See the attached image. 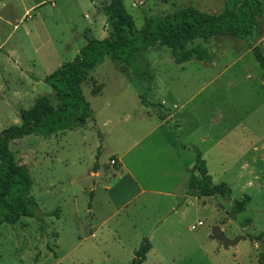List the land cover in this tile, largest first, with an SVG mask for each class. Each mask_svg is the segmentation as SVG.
<instances>
[{
    "label": "rangeland",
    "instance_id": "1",
    "mask_svg": "<svg viewBox=\"0 0 264 264\" xmlns=\"http://www.w3.org/2000/svg\"><path fill=\"white\" fill-rule=\"evenodd\" d=\"M38 1L0 0V132L21 123L20 112L40 96L56 104L45 77L73 60L78 46L104 37L101 33L109 30L107 16L99 11L110 0H45L32 7ZM123 1L140 30L148 16L185 7L218 13L227 0ZM258 19L259 26L249 37L215 36L191 44L207 46L213 53L211 61L178 64L171 49L161 45L139 52L136 65L154 76L151 81L137 78L125 61L107 55L84 87L94 112L85 126L49 138L32 134L13 140L16 159L30 169L31 193L44 213L46 228L42 230L36 217L0 224V264H130L150 235H154L152 249L141 264H260L264 258V70L252 47L260 44L264 50V0ZM34 31L43 42L62 50L50 56L46 48L35 47L30 36ZM171 111L182 120V142L195 146L182 158L185 166H194L196 150L201 151L213 181L231 187L229 196L202 200L196 187L188 185L187 203L168 213L170 206L182 201L172 191L185 180L184 166L174 167L173 155L162 148L176 139L166 124H159ZM169 121L173 127L180 124L176 118ZM127 149L124 163L134 168L153 194L108 218L115 212L106 186L113 184L117 172L111 156ZM244 195L251 197L246 210L232 216L235 200ZM55 209L58 215L46 214ZM160 214L165 219L154 227ZM106 219L111 220L104 224ZM217 225L229 238H246L226 246L213 235ZM91 227L96 229L94 236Z\"/></svg>",
    "mask_w": 264,
    "mask_h": 264
},
{
    "label": "trees",
    "instance_id": "2",
    "mask_svg": "<svg viewBox=\"0 0 264 264\" xmlns=\"http://www.w3.org/2000/svg\"><path fill=\"white\" fill-rule=\"evenodd\" d=\"M101 10L107 16L108 35L88 39L73 60L63 63L44 79L53 87L57 103L53 104L46 95L36 98L33 106L20 112L21 123L0 132V224L14 225L23 217H36L42 230L46 228L44 213L31 193L33 179L30 169L16 159L11 143L32 134L49 138L57 132L85 126L88 119L94 117V112L84 94V87L92 70L102 64L107 55L125 61L137 78L150 81L154 76L139 70L136 62L139 52L158 45L170 48L178 64L196 59L211 61L213 53L207 46L191 44L215 36L246 38L253 35L259 26L263 0H227L218 13L185 7L174 13L148 16L140 30L135 29V21L123 0H110ZM252 50L264 70L262 46L255 44ZM141 98L146 104L143 96ZM97 168L98 163L94 166L95 170ZM192 170L199 176L197 188L200 197L231 194L232 189L226 182L214 183L199 150H196ZM91 195L93 198L94 193ZM250 200L249 195L235 200L230 214L233 216L245 211ZM46 214L58 215V209ZM151 246L149 238L145 237L130 264H141ZM260 264H264V258Z\"/></svg>",
    "mask_w": 264,
    "mask_h": 264
},
{
    "label": "crops",
    "instance_id": "3",
    "mask_svg": "<svg viewBox=\"0 0 264 264\" xmlns=\"http://www.w3.org/2000/svg\"><path fill=\"white\" fill-rule=\"evenodd\" d=\"M45 0H40L36 3H34V5L32 7H39ZM35 9V8H34ZM99 12H102L99 11ZM30 15V14H29ZM36 15H33V18ZM101 35H103L104 37H106L108 35L102 32ZM30 36L32 38V43L34 44L35 47L40 46V48H46V53L51 55H56L57 52L59 50H62V48L59 46L58 48L52 44L50 41L46 40V43L42 41V39L40 38V35L37 34L35 31L33 33H30ZM102 37V38H104ZM78 50H76L78 53L80 51V49L83 46H78ZM164 102H166V100L164 99ZM177 104H174V107H176ZM178 107V106H177ZM171 118H176V120L180 121V124L176 127H173L171 125ZM160 125H164L166 124L165 129L167 130V132H171V134L173 135V139L175 136V140L173 141V143L171 144H166V146L163 147L164 144H162V148L166 149L168 151L169 154H171V156L173 157V164L174 167L176 168H181L183 167V172H181V177H183L185 180L180 181V183L178 185H176V188L174 189V191H172V193L176 196L175 198H183L181 202H178V205L175 206L176 203H174L173 206H170L169 211H176V209L180 206V205H184V203H187L186 201V193L188 192V188L187 186L190 185V188L193 186L194 189L196 187L197 190V195H198V188H197V184H198V180H199V176L197 174V172L192 170L193 165L191 164V167L189 166H185V164L182 161V158H184V156H186L185 154L189 151L190 148H194L195 146L190 145L189 142H182V136L179 134V132H181L183 130V123L182 120L178 119V117H176V112H172L171 111V115L166 118L165 120H161ZM104 139V137L102 138ZM146 139V136L143 138ZM139 140L138 142L135 143V145H139L140 142H142V140ZM129 152V149L125 150L124 152H122V154L120 155H112L111 157L116 161V174L114 175V181L112 185H108L107 190H109V192L107 193V200L109 202V204L112 206V209L114 210V214L110 215L108 218H114V216H117L118 214H120L122 211H126V210H130L131 206L133 204H136L139 202V200L141 198H146V197H150L149 194H153L152 190H148L146 189V187L140 182L137 173L135 172L134 168L132 166H129L128 164L124 163V156H126V154ZM191 172V173H189ZM100 175V171L97 170V172L95 173V178L96 180L98 179ZM213 177V176H212ZM215 181V180H214ZM215 183V182H214ZM95 192V191H94ZM168 194H171L170 192H164L165 196H168ZM96 194L94 193L93 199L96 198L95 196ZM203 197V196H201ZM209 197V196H206ZM200 199H206V198H200ZM177 201V200H176ZM141 204H143V202L141 201ZM147 205L144 203L142 206V209L146 210ZM167 213V212H166ZM159 216V215H158ZM157 221L154 223V227H157L158 223L161 222V220H164L165 217H163V214H160V218L156 216L155 218ZM111 219H106V221H104L103 223L105 224L106 222H108ZM102 227V226H101ZM96 229L94 227L90 228V233L92 236L95 235V231ZM116 232L113 233V235ZM152 233V232H151ZM118 234H115V236H117ZM154 235H150L149 240L151 242V239L153 238ZM152 245V242H151ZM152 249V246H151ZM150 249V250H151Z\"/></svg>",
    "mask_w": 264,
    "mask_h": 264
},
{
    "label": "water",
    "instance_id": "4",
    "mask_svg": "<svg viewBox=\"0 0 264 264\" xmlns=\"http://www.w3.org/2000/svg\"><path fill=\"white\" fill-rule=\"evenodd\" d=\"M213 235L217 240L222 241L223 244L226 246L236 245L239 243L240 240L246 238V236H244V235L237 236L236 238H229L225 235L224 231L222 230L221 226H219V225L215 226V228L213 230Z\"/></svg>",
    "mask_w": 264,
    "mask_h": 264
},
{
    "label": "built area",
    "instance_id": "5",
    "mask_svg": "<svg viewBox=\"0 0 264 264\" xmlns=\"http://www.w3.org/2000/svg\"><path fill=\"white\" fill-rule=\"evenodd\" d=\"M199 224H200V225H202V224H203V222L201 221V222H199ZM192 228H196V227H195V225H194Z\"/></svg>",
    "mask_w": 264,
    "mask_h": 264
}]
</instances>
